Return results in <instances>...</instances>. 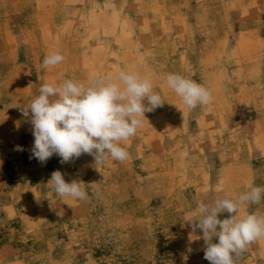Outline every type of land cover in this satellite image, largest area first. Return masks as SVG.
Instances as JSON below:
<instances>
[{"label":"rangeland","instance_id":"rangeland-1","mask_svg":"<svg viewBox=\"0 0 264 264\" xmlns=\"http://www.w3.org/2000/svg\"><path fill=\"white\" fill-rule=\"evenodd\" d=\"M53 51L64 61L42 67ZM121 70L165 101L121 142L129 159H30L22 109L41 85ZM169 73L212 102L188 109ZM56 170L88 199L58 196ZM253 186H264V0H0V264H210L187 220ZM251 212L264 215V198L240 206ZM235 264H264V238Z\"/></svg>","mask_w":264,"mask_h":264},{"label":"clouds","instance_id":"clouds-1","mask_svg":"<svg viewBox=\"0 0 264 264\" xmlns=\"http://www.w3.org/2000/svg\"><path fill=\"white\" fill-rule=\"evenodd\" d=\"M64 59V55L53 51L45 56L42 67H54ZM166 84L190 110L212 102L210 90L180 74H167ZM38 92L22 114L32 125L30 159L35 158L42 165L53 155L60 157L61 164L73 162L82 154L91 155L97 165L109 159L119 162L129 159L130 154L121 142L136 135L146 119L145 113L153 112L165 102L153 90L149 77L123 70L87 85L72 79L43 84ZM17 150L23 148L17 146ZM48 183L60 197L88 199L81 182H66L59 170L51 173ZM262 198L264 186H253L234 198L199 205L187 221L193 233L197 230L202 233L195 237L204 242L205 260L210 264H235L249 244L264 238V215L239 214L242 204H258ZM224 212L229 217L219 219L218 214ZM214 237L218 242H213Z\"/></svg>","mask_w":264,"mask_h":264}]
</instances>
